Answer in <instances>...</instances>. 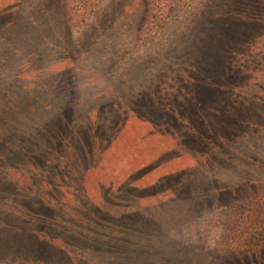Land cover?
Segmentation results:
<instances>
[{"label": "rangeland", "instance_id": "obj_1", "mask_svg": "<svg viewBox=\"0 0 264 264\" xmlns=\"http://www.w3.org/2000/svg\"><path fill=\"white\" fill-rule=\"evenodd\" d=\"M0 264H264V0H0Z\"/></svg>", "mask_w": 264, "mask_h": 264}, {"label": "trees", "instance_id": "obj_2", "mask_svg": "<svg viewBox=\"0 0 264 264\" xmlns=\"http://www.w3.org/2000/svg\"><path fill=\"white\" fill-rule=\"evenodd\" d=\"M60 119H65V117L64 116H61V118ZM53 149H55L54 148V145H53ZM61 152V151H60ZM46 154V156H45V159L46 160H48V159H50L49 161H51V162H57V165H65L66 163H65V160H66V158H64V156H60L59 155V152H58V156H60L57 160H55V158L53 157V156H55L56 157V155H51L50 156V154H49V152L48 153H45ZM50 157V158H49ZM61 159H63V160H61Z\"/></svg>", "mask_w": 264, "mask_h": 264}]
</instances>
